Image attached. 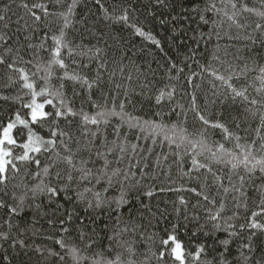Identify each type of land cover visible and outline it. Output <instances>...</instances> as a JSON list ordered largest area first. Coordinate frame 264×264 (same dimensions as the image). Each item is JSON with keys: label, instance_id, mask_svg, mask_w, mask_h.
<instances>
[{"label": "trees", "instance_id": "1", "mask_svg": "<svg viewBox=\"0 0 264 264\" xmlns=\"http://www.w3.org/2000/svg\"><path fill=\"white\" fill-rule=\"evenodd\" d=\"M257 13L264 0H0V129L28 115L22 73L49 93L37 97L53 100L46 112L78 114L33 125L54 150L36 157L39 167L17 164L0 185V264H179L159 259L171 235L186 264H264V231L251 227L264 228V215H255L264 213ZM99 112L118 115L84 123ZM12 135L23 143L27 130ZM117 170L109 183L104 173Z\"/></svg>", "mask_w": 264, "mask_h": 264}, {"label": "snow or ice", "instance_id": "2", "mask_svg": "<svg viewBox=\"0 0 264 264\" xmlns=\"http://www.w3.org/2000/svg\"><path fill=\"white\" fill-rule=\"evenodd\" d=\"M25 7H27V6H25ZM37 7L43 8V6H39V5ZM210 7H211V9L215 10L216 5L213 3L210 5ZM232 7L235 8L236 4L233 3ZM243 11L250 12L252 10L245 7V8H243ZM257 14L264 17V13H257ZM34 18L37 21L40 20L39 16H35ZM184 18L188 19V17H184ZM3 19H4V17L0 16V20H3ZM122 19L126 20L127 17H123ZM173 19H175V17ZM228 19L235 22L233 16H229ZM204 22L207 23V21H204ZM137 34L141 35V36L144 35V33L139 31V30H137ZM0 39H2V37H0ZM154 43H157V45L159 46V43L157 41H154ZM56 44L60 45L61 40H56ZM53 56L56 58L61 57V48L60 47H58L53 52ZM3 63H4V60L0 59V64H3ZM53 63L58 65L60 68L65 67V64L62 62V59H55L53 61ZM9 67L11 68L12 66L9 65ZM173 67H175V65H173ZM180 71H183V69H180ZM21 78L25 81V83L23 84V87L25 89L29 90V92L31 93L32 99H31L30 103H27L24 105V107L29 110L26 119H21L20 115H17L15 118V121L8 123L6 127H4L3 129H0V185L6 184L10 171L11 172L19 171L17 164H26V163L27 164H36L37 167H39L40 161L38 159H36V157L38 155L42 154L43 152H50V151L54 150L55 145H56V141L54 139H48V140L42 139L40 136H38L33 131V129H32L33 125H39V124H41V122H45V121H49V120L58 121L60 119H67L68 117H75L78 115L77 113L73 112L71 109H65L64 111L56 110V111L46 112L45 111L46 107L51 106L52 108H56V105L53 104L52 99H48L46 102L38 103L37 97H47L49 95V93L47 91H40L37 93L34 90V84L28 82L29 77L27 75L22 73ZM67 79H74V77H67ZM216 79L221 80V79H223V77L216 76ZM234 94L236 96H243L244 95V93L238 92L235 90H234ZM252 103H256V101H252ZM117 115L118 114L116 112H109V113L99 112V113H97V115L91 116V117L84 115L82 117V119H83L84 123H86V124L99 125L102 122L108 123L110 118L116 117ZM200 120L203 121L205 124L208 123L204 119L203 116H200ZM18 126L27 130L26 140L23 143H18L17 139L13 138V136H12L14 129H16ZM211 126L215 127V128L222 127L220 124H214ZM18 135H19V133H18ZM57 135H63V134L57 133L55 131L51 132V136L56 137ZM49 146H51V147H49ZM17 148L21 149V152L18 153L16 156H14L13 151ZM213 155H215V153H213ZM250 155H251V152L247 153V155L244 157L243 163L245 165H247L248 156H250ZM64 162L66 164L72 166V168L74 170H79V171H82L84 173L81 176L82 181H88V182L93 181L94 178L91 176V173L88 170H86V169H75V164L71 158L65 157ZM256 163L261 165L262 166L261 170L264 171V160L257 161ZM193 164L195 165V167L197 169H201L204 167V165H202V164H197L195 160H193ZM107 166L108 165L106 162L105 168H107ZM255 166L256 165H253V168H255ZM232 167L236 168V165L233 164ZM47 171H48L47 169L44 170L45 174H47ZM37 175H39V173H37ZM104 175L107 176L108 182L110 183L114 177H119L121 175V173L117 170V171L111 172L110 175L107 172H105ZM47 191L51 196L58 195V192L56 189L48 188ZM88 191H90V190H88ZM146 195L151 197V196L155 195V192L149 191L146 193ZM196 195H201V194L196 193ZM68 199H71V197H68ZM204 199H207V197H204ZM180 202L184 203L183 199H181ZM99 206H100L99 202H97V207H99ZM0 207H2V205H0ZM12 211L15 212L14 209ZM255 215H264V213H255ZM218 216H219V214L213 216L212 219L213 220L218 219ZM251 227L253 229H260V230L264 231V228H262V226L260 224H257L255 222H253L251 224ZM233 235H235V233H233ZM4 239H7V237H4ZM161 243H162V246L167 250L165 252L160 253L159 259L161 261H163L166 256L170 255L171 258L174 261H178L179 264H186V261H185L186 253L184 251V246L182 243H180L177 240V237L175 235L169 236L167 239L163 240ZM222 243L225 245V247H227V244L229 243V241H222ZM169 245H171L172 247L169 248ZM129 251H131V249H129ZM203 252H204V249L201 247L196 252V254L193 258L196 260H199L200 254ZM187 255H191V254H187Z\"/></svg>", "mask_w": 264, "mask_h": 264}, {"label": "rangeland", "instance_id": "3", "mask_svg": "<svg viewBox=\"0 0 264 264\" xmlns=\"http://www.w3.org/2000/svg\"><path fill=\"white\" fill-rule=\"evenodd\" d=\"M13 136V135H12Z\"/></svg>", "mask_w": 264, "mask_h": 264}]
</instances>
